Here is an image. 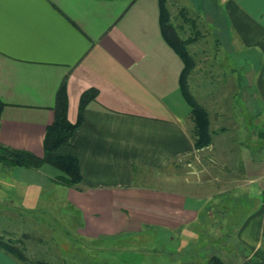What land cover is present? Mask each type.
Instances as JSON below:
<instances>
[{"label":"crops","instance_id":"0c3cea01","mask_svg":"<svg viewBox=\"0 0 264 264\" xmlns=\"http://www.w3.org/2000/svg\"><path fill=\"white\" fill-rule=\"evenodd\" d=\"M225 9L232 48H254L261 57L255 79L264 116V0H227ZM183 68L163 36L158 0H0V143L43 157L63 79L72 122L82 93L99 91L72 137L83 176L78 186L59 182L63 172L49 163L0 162V230L28 238L35 231L43 245L42 214L63 207L71 213L70 231L82 239L119 238L121 248L140 254H181L182 262L187 255L185 264H197L202 247L210 264L217 251L209 235L233 227L236 240L222 253L237 256L233 264H264V158L250 155L264 133L239 141L212 134L201 149L214 158L210 179H198L197 192L136 182L199 151L180 84ZM210 120L212 127L211 114ZM235 124L228 120L218 133ZM53 187L61 197H44ZM17 208L28 214L22 219L28 227H11ZM0 264L26 263L0 246Z\"/></svg>","mask_w":264,"mask_h":264},{"label":"rangeland","instance_id":"374dc122","mask_svg":"<svg viewBox=\"0 0 264 264\" xmlns=\"http://www.w3.org/2000/svg\"><path fill=\"white\" fill-rule=\"evenodd\" d=\"M226 1L169 0V7L173 22L184 26V31H181L183 37L197 38L190 46L197 66L189 80H191L193 95L208 106L213 122L212 134L215 133V138L218 134L219 136L226 135L227 138L228 135H234L236 141H239L246 135H252L255 132L261 135L264 133V116L260 111V100L256 96L255 79L261 66V57L254 48H251L250 52L232 48L231 32L228 28L225 9ZM193 18L197 19L195 26L190 21ZM199 69H203L202 81L198 78ZM219 110L221 111L220 119L216 121V111ZM228 120L236 121L234 127L229 126L230 129L228 128L225 134L218 133L222 132L220 129L225 127L224 124ZM259 145L260 150H252L250 153L252 158H264V139L262 137ZM211 159L214 158L207 152L195 151L186 157L178 158L172 166L166 169L153 174L146 173L147 181H141V177L137 176L136 182L150 186L188 188V191L194 193L198 191V179L204 180L205 176H207V180L210 179ZM138 172L141 170L139 169ZM58 189L54 187L49 189L44 192V197L60 198L62 191H58ZM7 208L2 207V209ZM17 211L20 214L15 215L14 221L13 217H9L12 220L11 227H28L22 220L29 217L28 214L20 212L23 211L21 208ZM70 216L69 211L56 206H52L49 212L42 214L43 245L39 244L38 237H33L35 231H32L31 235L26 234L29 235V238L20 232L13 235L10 229L0 230V234H3L5 239L14 241L30 260H46L51 264H185L188 259V256L185 255L182 259L184 262L179 261L183 255H170L164 253L165 251L156 254H140L132 248H121L119 243L122 242H119V238L104 242L82 239L73 234L72 230L70 231ZM45 226L47 228H44ZM214 234L217 235L218 232ZM205 235H209V233L205 232ZM218 235L219 237L209 235L212 239L208 244L209 246L211 244L213 250L217 251V254L214 255L220 256L227 263L237 262L239 260L237 256L234 258L232 255L230 257L226 253H222L223 250L232 249L233 241L236 240V230L232 227V230L229 228ZM224 239H228L227 244L224 245L225 248L222 246ZM165 244L171 246L170 240ZM207 255L208 253L204 252L202 247L198 248L197 264H207ZM174 256L178 259L174 258L173 260Z\"/></svg>","mask_w":264,"mask_h":264},{"label":"trees","instance_id":"16d2710c","mask_svg":"<svg viewBox=\"0 0 264 264\" xmlns=\"http://www.w3.org/2000/svg\"><path fill=\"white\" fill-rule=\"evenodd\" d=\"M160 8V25L162 33L168 44L180 55L184 62V68L180 77V84L184 96L192 107V120L194 122L193 137L195 148L201 150L211 145L213 135L209 110L193 95L190 88V76L197 66L194 54L190 50L191 44L197 39L193 36L183 37V24H175L169 0H158ZM188 21V20H187ZM193 26L197 19L190 20ZM97 88L85 90L80 99L78 118L76 122L68 117V77L66 76L56 95L54 106V121L47 126L44 138V156L40 157L27 150L14 148L0 143V162L7 166H25L39 168L44 163H49L63 172L57 180L67 186L76 187L83 179L80 160L76 146L72 143L75 131L84 123V112L88 104L98 96ZM4 102L0 100V122ZM0 246L13 254L26 264H51L46 260H30L23 250L10 239L0 236ZM210 264H228L218 255L210 258Z\"/></svg>","mask_w":264,"mask_h":264}]
</instances>
